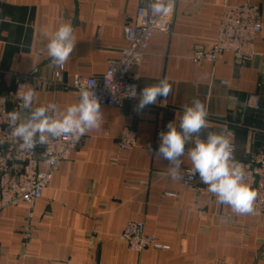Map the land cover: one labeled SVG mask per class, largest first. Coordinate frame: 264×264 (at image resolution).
<instances>
[{
	"label": "crops",
	"instance_id": "1",
	"mask_svg": "<svg viewBox=\"0 0 264 264\" xmlns=\"http://www.w3.org/2000/svg\"><path fill=\"white\" fill-rule=\"evenodd\" d=\"M143 2L0 0V93L10 99L8 108L26 115L13 94L28 88L37 93L33 108L56 102L63 110L76 103L74 92L53 84L59 67L51 66L47 56L48 38L61 23L74 28L77 42L64 64L65 85L75 74L101 76L127 45L125 26ZM246 2L260 5L263 25L254 59L239 66L225 53L215 63L195 64L194 50L215 44L223 7ZM174 16L172 31L152 37L135 69L138 93L168 79L172 91L166 106L159 97L142 111L135 110L139 100L105 107L101 127L62 162L42 198L32 206L2 209L0 264H264V216L237 215L183 188L168 174V162L154 156L160 132L170 121L178 125L182 106L194 99L208 112L202 139L208 132L229 130L237 159L259 151L264 141V0H179ZM254 93L262 99L260 110L246 107ZM126 127L137 131L132 150L118 144ZM183 159L180 171L191 169ZM47 168L41 161L39 169ZM129 222H143L162 248L131 250L120 238Z\"/></svg>",
	"mask_w": 264,
	"mask_h": 264
},
{
	"label": "built area",
	"instance_id": "2",
	"mask_svg": "<svg viewBox=\"0 0 264 264\" xmlns=\"http://www.w3.org/2000/svg\"><path fill=\"white\" fill-rule=\"evenodd\" d=\"M179 0H144L136 12L135 18L127 22L124 36L127 45L120 50L119 58L112 60L106 72L101 76L85 77L80 74L73 76L70 85L64 83V66L59 67L54 74L53 84L57 88H68L78 98L82 87L89 88L98 97L101 109L105 107L122 106L126 102H137L138 98L125 97L130 85H136L135 69L142 64L148 51L152 37L155 34H168L174 24V12ZM263 28L260 5L246 2L242 5H225L218 36L213 48L204 50L196 48L192 54V61L201 65L206 62L215 63L225 53H230L239 66L250 63L255 53V42ZM26 80L30 78L23 77ZM223 85L229 82L222 81ZM18 89L14 98L21 106ZM10 99L0 93V212L4 207L28 203L31 206L42 198L48 188L53 175L65 160L69 159L80 147L88 136L87 132L78 142H73L70 137L50 138L47 145H37L32 150L22 149L20 141L12 135L13 128L8 114ZM55 103L56 102H48ZM45 103L44 105H47ZM58 105V104H57ZM42 106L41 104L35 107ZM59 107V106H58ZM246 107L260 110L262 108L259 94H250L246 100ZM20 112V111H18ZM227 136L231 131L225 132ZM119 147L132 150L137 146V131L133 128H124L118 140ZM235 149V147H234ZM50 154V155H46ZM244 165L246 171L245 182L257 192L254 201V213L264 216V142L258 154L249 160H238ZM57 158L55 164H48L46 171L39 169V161ZM180 185L185 189L198 192L209 200L216 201V197L207 191V185L199 183V175H193L190 169L180 171ZM227 206V205H222ZM24 239L30 237V230L24 232ZM121 239L128 247L138 253L144 249L162 248L157 239L148 235L143 222H129L124 229Z\"/></svg>",
	"mask_w": 264,
	"mask_h": 264
},
{
	"label": "clouds",
	"instance_id": "3",
	"mask_svg": "<svg viewBox=\"0 0 264 264\" xmlns=\"http://www.w3.org/2000/svg\"><path fill=\"white\" fill-rule=\"evenodd\" d=\"M76 42L72 24L61 23L46 44L51 66H64ZM171 91L172 85L167 78H163L158 83L146 85L139 93L136 85H130L123 95L138 98L135 110L142 111L148 105L157 104L159 97H163L159 101L160 105L166 106L165 101ZM17 94L21 108L27 110V114L22 116L21 112L12 111L8 116L13 128L12 135L22 141V149L32 150L37 145H47L50 138L58 139L62 136L78 142L87 132L99 129L104 119L100 101L89 88L82 87L77 102L63 110L55 103L33 108L37 93L32 88L18 91ZM182 107L179 124L170 121L167 124L168 130L160 132V143L154 156L168 162V174L173 180L182 178L180 169L186 156L191 162V173L199 175L218 204L229 206L237 215L253 214L257 192L245 182V167L234 158L232 141L226 134L215 132H208L206 138H201L202 130L207 127L208 112L199 99ZM189 144L193 146L186 150L185 146ZM56 162L55 156L46 160L50 165Z\"/></svg>",
	"mask_w": 264,
	"mask_h": 264
},
{
	"label": "rangeland",
	"instance_id": "4",
	"mask_svg": "<svg viewBox=\"0 0 264 264\" xmlns=\"http://www.w3.org/2000/svg\"><path fill=\"white\" fill-rule=\"evenodd\" d=\"M229 54H230V53H229ZM246 100H247V99H246ZM261 102H262V99H261ZM253 110H256V109H253ZM253 129H254V128H253ZM258 131H259V130H258ZM260 131H261L262 133H264V130H260ZM224 134H225V133H224ZM263 142H264V141H263ZM260 149H261V148H260ZM260 149H259V151H260ZM123 150H125V149H123ZM259 151H258L256 154H258ZM256 154H254L253 156H255ZM253 156H252V157H253ZM252 157H251V158H252ZM70 158H71V157H70ZM67 160H68V159H67ZM238 160H239V159H238ZM240 160H241V159H240ZM247 160H249V159H247ZM41 161H45V162H46V160H42V159H41V160L39 161V164H40ZM65 161H66V160H65ZM245 161H246V160H245ZM47 169H48V168H47ZM47 169H46V170H47ZM46 170H45V171H46ZM41 171H43V170H41ZM51 181H52V180H51ZM197 193H198V192H197ZM198 194H200V193H198ZM200 195H202V194H200ZM203 196H204V195H203ZM211 201H213V200H211ZM214 202H216V201H214ZM216 203H217V202H216ZM220 205L222 206V204H220ZM7 207H8V206H7ZM222 207H224V206H222ZM225 207H226V206H225ZM4 208H5V207H4ZM1 211H2V210H1ZM0 213H1V212H0ZM121 235H122V234H121ZM120 238H121V236H120ZM144 250H145V249H144ZM144 250H143V251H144Z\"/></svg>",
	"mask_w": 264,
	"mask_h": 264
}]
</instances>
